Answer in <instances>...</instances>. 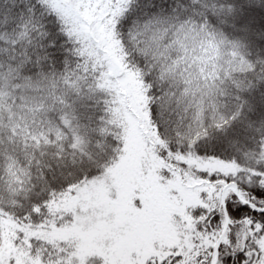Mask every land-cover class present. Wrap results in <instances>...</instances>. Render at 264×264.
<instances>
[{"label":"snow or ice","instance_id":"snow-or-ice-1","mask_svg":"<svg viewBox=\"0 0 264 264\" xmlns=\"http://www.w3.org/2000/svg\"><path fill=\"white\" fill-rule=\"evenodd\" d=\"M0 264H264V0H0Z\"/></svg>","mask_w":264,"mask_h":264}]
</instances>
